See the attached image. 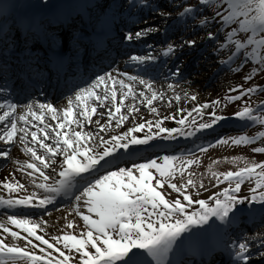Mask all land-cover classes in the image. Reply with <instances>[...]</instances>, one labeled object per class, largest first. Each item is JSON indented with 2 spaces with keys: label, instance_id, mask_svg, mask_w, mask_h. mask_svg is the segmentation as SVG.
<instances>
[{
  "label": "snow or ice",
  "instance_id": "6c2138e0",
  "mask_svg": "<svg viewBox=\"0 0 264 264\" xmlns=\"http://www.w3.org/2000/svg\"><path fill=\"white\" fill-rule=\"evenodd\" d=\"M41 3L46 6L48 0ZM126 3L129 9L150 10L165 23L161 28L137 18L133 24L146 26L134 32L126 31L123 39L129 43L147 39L157 32L166 34L169 27L187 29L186 18L195 20L197 14L210 11L211 17L200 19L196 27L218 25L217 32H207V39L217 44L215 53L218 56L221 52L228 53L226 59L218 62L233 73H241L252 65L251 71L243 75V83L230 87L224 97L229 104L243 101V107L232 116L218 115L221 100L214 99L210 103H197L190 109L177 107L175 112L160 116L154 106L156 102L171 107L182 99L195 102L197 96L184 93L182 97L171 82L163 90L157 89L155 78L129 75L118 68L97 74L86 81L85 86L77 85L62 110L51 103L33 102L26 104L25 111L17 115V103L7 100L0 103V125H3L0 142L9 146L0 150V158L9 157L10 146L17 139L29 155V160L17 162L18 171L28 177L27 181L13 177L0 182V188L8 193L7 198L0 195V207L21 210L7 214V221L0 223V264H181L176 256L196 239L195 234L183 238V234L192 229L213 230L237 264H249L250 239L243 235L236 240L224 237L227 236L226 226L240 219L237 215L240 205H261V221L264 222V161H245L244 166L235 171H212L211 177L215 180L212 186L225 183L227 186L207 199H193L189 189L199 195V190L206 188L203 181L197 184L192 179L191 172L185 183L173 181L177 175L183 177L188 168L200 163L197 153H205L217 145H255L264 138V131L257 135L221 136L211 143L196 144L193 140L192 147L180 148L173 154H157L144 162H126L125 166L117 161L133 156L140 146L156 147L153 141L192 140L224 120L247 122L245 128L264 126V102L253 107L245 99L264 93V87L255 84L245 87L258 73H264V0H198V6H184L172 25H167L172 13L160 9L154 0H126ZM169 3L172 4V0ZM116 15L113 12L98 21L104 33L115 27ZM40 27L37 25L38 30ZM221 34H224L222 42L218 40ZM239 34H245L246 38H238ZM61 39L65 49L71 40L79 43L73 34ZM196 43L195 39L181 38L179 45L167 42L159 53L149 44L144 55H131L124 63L144 65L155 62L160 56L174 58L177 50L182 51L185 45L195 47ZM238 58L240 63L235 64ZM180 75V66H176L166 79ZM169 90L173 96H168ZM128 100L131 103L126 104ZM141 106L156 118L141 117L143 122L112 134L115 128H122L126 121L135 119ZM105 115L107 121L102 124L101 118ZM93 116L100 118L93 120ZM49 119L54 125L46 122ZM166 121L176 126L167 127ZM93 123L97 126L95 131H84L86 125ZM251 151L264 154V146L253 147ZM237 159L234 158L233 163ZM246 182H253L249 189L251 195L241 197L239 193ZM165 185L179 194L183 202L180 198L167 199L159 190ZM58 198L73 203L71 211L83 221V228L76 233L74 222L69 221L65 227L72 231L45 238L46 233H40H44L47 221L31 218L23 210L40 209L49 215L48 206L56 204ZM193 205L198 207L189 211ZM20 215L24 218H18ZM213 220L220 225L210 222ZM259 246L264 248V238L260 239ZM258 255L264 256V251Z\"/></svg>",
  "mask_w": 264,
  "mask_h": 264
},
{
  "label": "rangeland",
  "instance_id": "374dc122",
  "mask_svg": "<svg viewBox=\"0 0 264 264\" xmlns=\"http://www.w3.org/2000/svg\"><path fill=\"white\" fill-rule=\"evenodd\" d=\"M3 3L5 2V0H1ZM113 0H104L103 4L104 6L107 5V7L109 6V4H111ZM31 2H36V4H41V0H23L22 5H30ZM122 3L120 5L119 8H116L117 6H119V4ZM155 4H158L160 9H163L166 12H171L172 13V19L167 21V25H170L173 23L174 20H176V17L178 15V13L180 11L183 10L184 6H198V0H172V4L169 3V0H154ZM175 4H180L182 5L179 8L173 7V5ZM112 8H115V10L120 11V12H124V15L119 17V22L121 23V31L122 34L119 38V42L117 44H123L126 45V47H128V49L126 48V51L121 55L122 57L120 58V62H123V66L122 69H120L121 71H125L127 73H134V74H139L141 76H143L144 78L147 79H151L153 78L151 75L147 76V74H150L152 72V70H154V67H150L149 64H144V65H136V64H132V65H126L124 63L125 60L128 59L129 56L131 55H144L148 49L146 48V45H153L157 52H161L164 48V46L166 45L167 42H170L172 40H176V39H181L182 37L184 39H188V40H192L195 39L197 41L195 47L189 48L186 45L184 46L186 49L183 53H180L179 55H177V58H182L183 63L185 66L189 65V78H193L191 81H189V84L191 83H195L198 80L204 82V88L206 90H208V85H206V82H208V78L212 77L213 74H216L215 77L212 78V81L216 82V81H220L221 79H224L222 81H224L223 85L221 86L220 89H218L216 91L215 94H210L207 98L208 100H206V103H210L212 100L214 99H220L221 100V107L219 109H217V114L218 115H224V116H232L234 111L239 110L241 107H243V101H239V102H233L232 104H229L224 97L226 95L229 94L228 89L230 87H234L237 84H241L243 83V75L247 72L251 71V67L252 65H248L244 68V71L241 73H233L229 70L228 67L222 66L218 61L219 59H226L228 53L226 52H221L219 53V56L215 53V49L217 47L216 42L207 39V32L209 30L213 31L214 33L217 32L218 30V25H209L203 28H199L196 27V25L199 24L200 19L205 18V17H211V12L206 10L203 15L197 14V18L195 20L188 19V26L187 29L183 28V27H176L174 29H169L167 31V33H163V32H157L155 35H150L147 39L138 41V42H126L123 39L124 33L126 31H128L129 29H131L133 32L137 30L138 27H145L146 25H144L143 23L139 24V25H135L133 24V21L136 20L137 18H139L140 20H147L148 24H158L161 26V28L165 27V23L164 21L159 18V21L157 20L158 17L151 12L148 9H144L143 11H141L139 8H133V9H129L128 5L126 3V0H119L118 2H112L111 4ZM129 9V10H128ZM130 13H132V15H130ZM72 31V30H70ZM59 31L56 29H45V40L47 41V45L51 46L55 43H61L62 39L61 38H66L60 35V33H58ZM72 33H74L72 31ZM8 35L11 36L12 38L16 37V33L13 30H10L8 32ZM193 36V37H192ZM241 39L246 38L245 34H239V37ZM224 39V34H221L218 36V40H220L221 42ZM13 40V39H12ZM177 40L176 45L180 44L181 41ZM180 52V50H177L176 53ZM207 57L211 59V61L207 60ZM171 58V57H170ZM117 61V62H116ZM115 63H118V59H116ZM160 61H163V59H161ZM171 61H169L168 63H170ZM240 63V58H238L235 61V64H239ZM168 65V64H167ZM147 68L148 73H146L145 71L140 72V71H136V69L138 68ZM171 67H173V64H170V67H168V69H170ZM188 67V66H187ZM205 67H207L206 70ZM203 68V69H201ZM212 69V70H208V69ZM110 69H112V66L110 68L107 69V71H110ZM180 68V72H181ZM207 72L208 74L205 76H203L201 79L198 77L200 75V71L201 70ZM220 70V71H219ZM168 75H166L167 77ZM218 79V80H217ZM171 82V81H170ZM179 82V81H177ZM171 83H176V82H171ZM258 85L260 87H264V73H258L256 76L253 77V80L250 81L248 84H245V87H249L251 85ZM82 86H85V84H82ZM211 89H209L210 91ZM202 91V90H201ZM233 95L238 94V93H231ZM66 97V96H65ZM60 97H58L57 99L53 100V103H56L58 101H61L64 98L59 99ZM245 99L249 100V103L255 107L258 103L260 102H264V93H257L254 94L251 98L246 97ZM202 101H200L201 103ZM131 102H128V104ZM197 102H191L190 105L192 104H196ZM178 105H173L170 108L175 109V107H180ZM193 106V105H192ZM181 108V107H180ZM191 108V107H190ZM189 108V109H190ZM171 109V110H172ZM142 113V116H147L150 115V119H155L156 117L154 116V114H149L146 113L145 111V107L141 106L140 109ZM163 110H159L160 116H163ZM140 117V116H139ZM205 119H207V114ZM105 120V121H104ZM107 121V116L105 115L103 118H101V123H105ZM227 121L226 125H223L221 128H219V131L214 132L211 136V138H215L216 136L221 137V136H235V135H242V134H247V135H257L259 132L264 131V126H260V125H254V126H249L247 128L244 127V124L247 122H241L239 120H235V119H229V120H224ZM138 122H142L141 119L136 118L135 119H130L129 121H126L124 126L122 128H119L121 131L126 130L128 127H132L135 123ZM55 122H53L54 125ZM165 125L167 127H173L176 126L174 124V122L172 121H167V123H165ZM85 127H87L88 132L90 131H95L97 126L94 124L93 127H91L90 125H86ZM79 130V129H77ZM118 133V131L114 130V132L112 134ZM106 135L107 134H103ZM209 134H206V136H208ZM204 135H201L200 137H195V140L200 139V142L203 141H208L209 138L206 137ZM50 142V141H49ZM257 146H264V138H262L261 140H258L256 142L255 145H239V146H233L231 144L229 145H217L214 148H210L207 152L205 153H197V155L200 157V163L197 165H192L190 168L187 169V171L185 172V175L183 177L177 175L175 180L173 182H176L178 184H183L187 181L188 179V172L192 173V179L195 180L197 182V184H199L201 181H203V183L205 184V188L204 189H200L199 190V195L196 194V190L193 189H189V192L192 193L193 195V199H207L209 196L213 195L214 193L222 190L224 187L227 186V184H221L219 185V187H213L212 185L215 183L214 178L211 177V172L215 171L217 173L220 172H226L229 170L235 171L237 170L239 167L244 166V162L245 161H255V162H260V161H264V154H257V153H253L251 151V149L253 147H257ZM14 147V146H13ZM10 149V152L13 150ZM156 155L159 154L160 156L165 155V153H160L161 151L158 149L155 151ZM26 154V153H25ZM28 155V154H27ZM29 156V155H28ZM155 156V155H154ZM153 156V157H154ZM150 156H147L146 158H149ZM145 157H142L138 160H145ZM234 158H238L236 163H233V159ZM136 161V160H134ZM130 162V161H128ZM140 162H144V161H140ZM7 163L5 162L2 167H4ZM121 166H125V165H121ZM2 167L0 170V173L2 171ZM253 186V182H246L245 185H242V191L241 193H239V195L241 197L245 196V195H251L249 189ZM160 191H162L163 194H165V197L169 200H174L176 198H180L182 200V197L179 196V194L173 192L171 189L167 188V185H165V188L163 189H159ZM5 193L4 197L7 198L8 197V193L5 191L3 192ZM3 193H1L0 195H2ZM13 195L15 196L16 194L13 193ZM183 202V200H182ZM242 206H246L247 210L249 207L253 208L254 211H258L259 216H253V215H249L248 211H241ZM196 207H198L197 205H193L192 209H189V211L194 210ZM73 208V203L69 202L67 204L64 205H59L57 206V208L51 210L52 212H60L61 210H65L68 209L69 213L71 214H67V213H61L60 215V219L57 223L56 227H52L49 228V230L45 231L47 238H49L50 236L53 235H62L65 232H69L72 230H69L65 227V225L69 222L72 221L74 222L75 225V232L79 233V231L81 230V228H83V221L80 219V217H78L75 212H72ZM59 209V210H57ZM52 212H50V215L52 214ZM261 213H262V206L259 204H255V205H250V204H244V205H240L239 206V212L237 213V215L240 217V219H238L236 221L235 224H240V227L237 228L233 225L231 226H226V232L231 234H227L228 236L230 235V238L232 240H236L239 239L241 237V235H243L244 237H247L250 239L251 243H252V247H251V253L252 256L253 254H255L256 251H258L259 248V244H260V239L264 238V222L261 221ZM42 215H38V216H34L32 218L34 219H40ZM49 216V215H48ZM2 217V216H0ZM18 217L24 218L23 215H20ZM2 218H7V215H5ZM245 220H249L251 221L250 225H245ZM210 222H214L216 225H220L219 221H210ZM47 228V227H45ZM199 230V229H198ZM191 231V230H190ZM212 231L213 235H217L213 230ZM190 235V232H188ZM204 232L200 229L199 231V238H202V234ZM257 234H260L259 236ZM264 251V248L261 250ZM260 260V264H264V256H259L257 255V257H252L251 260L249 262H253V261H257ZM230 264H234L233 263V259L229 258ZM217 261H215L214 263H216ZM212 263V264H214ZM237 264V262L235 263ZM242 264V262H241Z\"/></svg>",
  "mask_w": 264,
  "mask_h": 264
},
{
  "label": "bare ground",
  "instance_id": "6f19581e",
  "mask_svg": "<svg viewBox=\"0 0 264 264\" xmlns=\"http://www.w3.org/2000/svg\"><path fill=\"white\" fill-rule=\"evenodd\" d=\"M157 17H158L157 20L159 21V18H161V17H159V16H157ZM170 25H172V24H170ZM169 29H174V28L169 27L168 30ZM177 40H179V39H176V40L174 39V40H172L170 42H173V43L176 44L177 43ZM179 41H181V39ZM185 49L186 48L183 47V50L182 51H180L178 53H175L174 58L160 56L159 59H157V60H160L162 58L163 61L159 65V71H160L159 73H160V75L158 77H155V76H153L151 74V76L153 78H155V80H156L155 87L157 89L163 90V88L166 87V84L169 83L170 81L171 82H176V83H174L176 85V88H175V92L176 93L180 94L182 97H183L184 93H187L189 96L192 95V94H195L197 96V98H198L197 101H196L197 103H200V101H202L201 103H206V100H208L207 97L211 93L212 94H215L216 91L221 88V86L223 85L224 81H226V80L221 79L220 81L214 82V81H212V78L215 77L216 74H213L212 77L208 78V82H206V85H208V87H209L208 90H206L204 88V82H202L200 80H198L195 83L189 84V81H191L193 79V78H189L190 74H189V70L188 69L190 68L189 67L190 64H188L187 65L188 67H187V66L184 65V63L182 61L183 60L182 58H177L176 59L177 55H179L180 53H183L185 51ZM108 50L109 49L99 50L95 55H91L90 57H88V59H89L88 62H84L83 64L79 65L76 68L75 75H71L70 76V82H71V84L74 85V84L81 83L79 81V79H77V77H76V75L78 73H80V72L83 71V72H87L88 74H91L92 73V70L87 69L88 64L90 62L98 61L100 58H102V56ZM155 50H156V48H155ZM112 52H116V46L114 44H113L111 50L107 54L104 55V58L108 59V54H110ZM156 53H158L157 50H156ZM114 60L115 59L111 60V65L113 64V61ZM207 60L211 61V59L208 58V57H207ZM169 61H171V62L168 63ZM170 64H173V67H171L170 69H168V67H170ZM120 66H122V63L121 62H119L117 64V66L116 67H113V68H118L120 70V69H122V68H120ZM176 66H180V68H182L181 69V75H180V77H178V78H167L166 79V75L169 73V71L171 72V71L175 70ZM167 69L169 71H167ZM201 69H203V68H201ZM206 69H207V67H205V69H203V70H206ZM203 70L200 71V75L198 76L200 79L204 75L206 76L208 74L207 72H205ZM208 70H212V69L209 68ZM128 74L129 75H134V73H128ZM145 79H147V78H145ZM222 80H224V81H222ZM177 81H179V82H177ZM47 87L50 88L49 87V82L47 83ZM47 87H46V90H47V93H49V90H48ZM209 89H211V90L209 91ZM61 90H62V88H58V90L56 92V96H54V97H58L61 94L60 93ZM167 94H168V96H173L174 95V93L172 91H170V90L168 91ZM73 95H74V93L72 95H69L67 97H64V99H62L61 101H58L56 103H53V102H49V103L53 104L58 109H61L62 110L63 108H65L67 106V99L69 97L73 96ZM33 102H35V103H44L41 100L32 99V100L28 101L26 104L33 103ZM128 102H131V100L126 101V104H128ZM190 103H191V101L182 99L179 102V104H180L179 106L181 108H190V107L195 106L194 104H192L193 106L190 105ZM25 105H20V106L17 107V115L22 114L25 111ZM154 106H156L158 108V110H160V109L161 110H163V109L165 110V111H163V116L166 115V114H169V113H172V112H175L176 111V107H175V109H172V108H170V106L167 103L161 104L160 102H156L154 104ZM98 111H104V109H98ZM145 111H146V113L151 114L147 108H145ZM135 116L138 119H141V117H143V119H148L149 120L151 118L150 115L142 116V113H137V114H135ZM97 118H100V117L93 116V120H96ZM141 121H142V119H141ZM46 122L53 124V122L50 119L49 120H46ZM165 123H167V121ZM94 124L95 123L91 124L90 126L93 127ZM113 128H114V124H113ZM114 130H116L118 132H122L119 128H115ZM84 131H88L87 130V127L84 128ZM1 144L2 143H0V145ZM13 144H14L13 150L10 152L9 157L6 159V161H7L6 163L7 164L4 167H2V171L0 173V182H3L5 180V178H7L9 180H12L13 177L16 180H20L21 182H25V181L28 180V177L26 175H24L23 173H21L20 171H18L19 164L17 162L23 163L24 161L29 160V156L27 154H25V152L22 150L23 149V145L19 142L18 139ZM29 146H31V144H29ZM0 170H1V167H0ZM3 192H5V190H3L2 188H0V194L3 193ZM2 195L4 196L5 193H3ZM70 203H71V201H70ZM55 208H57V206H55L53 209H55ZM53 209H50V210H53ZM247 211H248L249 215H253V216H259V214H260V213H258V211H254V209L251 208V207H249ZM50 212H52V211H50ZM60 212L61 213H67V214H69V210L68 209H65V210L63 209ZM60 212L53 211L51 215L49 214V216L48 215H45V214H41L42 216H41L40 219H43V220L47 221V225H46L47 228H45L44 233H40V234H45V231L49 230V228H52V227L54 228V227L57 226V223H58V221L60 219V215H61ZM35 216H37V215H35ZM3 222H6V220L0 218V223H3ZM9 227H11L13 230H17L11 224H9ZM199 231H200V229L199 230L198 229H192L190 232H191V236H193L194 234L196 236L195 243H201V246H203V243L205 244L206 238H204L203 237V234H202V239H200L199 238V236H200L199 235ZM46 237H47V235H46ZM258 247L259 248H257V249H259V250L256 251L255 254H253V256H251V258L252 257H257L258 253L261 252V250L263 249L260 246H258ZM249 264H260V260L253 261V262H249Z\"/></svg>",
  "mask_w": 264,
  "mask_h": 264
}]
</instances>
